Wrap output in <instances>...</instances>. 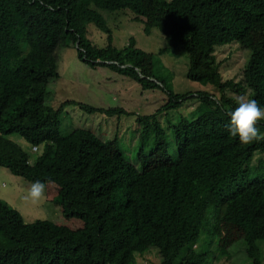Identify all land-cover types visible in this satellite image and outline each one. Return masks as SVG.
Segmentation results:
<instances>
[{"label": "trees", "instance_id": "trees-1", "mask_svg": "<svg viewBox=\"0 0 264 264\" xmlns=\"http://www.w3.org/2000/svg\"><path fill=\"white\" fill-rule=\"evenodd\" d=\"M147 1L161 15L163 33L188 54L187 76L206 79L215 92L174 93L142 70L144 53L132 38L123 48L112 44L101 11L128 9L135 20H141L143 0H0V166L31 182H53L63 215L82 221L74 229L44 219L26 223L19 211L0 199V264H126L131 253L150 247L156 248L159 264H211L196 249L210 203L241 227L251 264H264L260 244L264 158L248 167L253 154L264 151V139L242 145L228 134L229 112L236 100L229 92L243 91L235 80L222 79L214 55L218 45L242 42L264 18V0ZM75 20L94 24L107 34V44L98 47L89 42ZM196 43L204 46L202 72L194 70ZM249 43L246 100L264 105V39ZM70 45L90 66H107L143 88L165 90L164 104L153 113L136 116L142 148L149 135L155 147L162 143L159 114L195 99L190 117L179 115L171 124L177 149L173 163L153 167L152 152L145 149H139L136 162L124 153L115 158L90 129L62 134L60 115L68 104L109 116L127 113L120 107L74 100L57 108L45 102L51 95L49 83L59 77L56 51ZM257 126L264 132V121ZM12 134L39 151L34 160L9 138ZM241 181L246 183L240 185Z\"/></svg>", "mask_w": 264, "mask_h": 264}, {"label": "rangeland", "instance_id": "rangeland-1", "mask_svg": "<svg viewBox=\"0 0 264 264\" xmlns=\"http://www.w3.org/2000/svg\"><path fill=\"white\" fill-rule=\"evenodd\" d=\"M143 6L145 16L141 17V20H135L133 13L128 9L101 11L111 29L112 44L123 48L128 38H132L135 46L144 53L142 70L155 75L166 89L174 93L205 90L215 92L211 85L205 83L206 79L194 80L187 76L189 58L184 47L163 33L161 15L152 8L150 2L143 0ZM75 25L80 32H85V38L92 44L98 47L107 44V34L94 24L75 20ZM261 39H264V18L249 30L242 42L235 40L215 47L214 55L220 63L222 79L235 80L243 91L229 92L235 98L246 100L244 65L250 51L249 42L254 40L256 43ZM194 48L198 52L194 70H206L201 57L204 46L196 43ZM56 54L59 77L49 83L51 95L47 96L46 103L57 108L65 100H74L95 107H120L127 112L109 116L101 112L90 113L78 105L68 104L60 115L62 134L75 128L90 129L105 142L110 155L121 158L124 153V157L130 162H136L139 149H145L146 153L152 152L150 163L153 167L170 164L176 160L177 149L171 124L179 115L190 117L189 112L197 104L194 98L184 101L177 109L159 114L158 120L164 130V139L155 147L152 135H149L142 148L136 116L153 113L164 104L167 101L165 90L160 87L143 88L134 79L107 66H90L77 57L72 45L59 46ZM9 138L27 151L32 160L35 159L39 151H33L19 134H12ZM260 158H264V151H256L248 162V167H254ZM31 183L0 166V199L19 211L26 223L44 219L73 229L82 225L81 220L63 215L58 190L53 182L46 183V195L39 201L34 203L25 199ZM245 183L241 181L240 185ZM230 191H224L222 195ZM242 236L243 231L235 220L229 215L217 212L215 204L210 203L202 218L201 241L197 242L196 249L205 253L211 264H251L245 254ZM260 244L264 261V241ZM156 251V248L150 247L140 254L131 253L126 264H159L160 257Z\"/></svg>", "mask_w": 264, "mask_h": 264}, {"label": "clouds", "instance_id": "clouds-1", "mask_svg": "<svg viewBox=\"0 0 264 264\" xmlns=\"http://www.w3.org/2000/svg\"><path fill=\"white\" fill-rule=\"evenodd\" d=\"M259 121H264V105L256 99L247 100L236 98L235 107L229 112L227 124L228 134L238 139L242 145L264 139V132L257 126ZM46 195V183L34 180L28 187L25 199L37 202Z\"/></svg>", "mask_w": 264, "mask_h": 264}]
</instances>
